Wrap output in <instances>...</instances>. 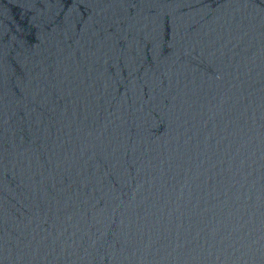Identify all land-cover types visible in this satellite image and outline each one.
<instances>
[{
    "label": "water",
    "instance_id": "obj_1",
    "mask_svg": "<svg viewBox=\"0 0 264 264\" xmlns=\"http://www.w3.org/2000/svg\"><path fill=\"white\" fill-rule=\"evenodd\" d=\"M0 264H264V0H0Z\"/></svg>",
    "mask_w": 264,
    "mask_h": 264
}]
</instances>
